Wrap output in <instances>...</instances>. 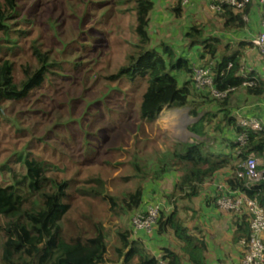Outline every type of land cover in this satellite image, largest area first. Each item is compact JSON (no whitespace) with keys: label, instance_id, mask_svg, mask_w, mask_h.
Here are the masks:
<instances>
[{"label":"trees","instance_id":"trees-1","mask_svg":"<svg viewBox=\"0 0 264 264\" xmlns=\"http://www.w3.org/2000/svg\"><path fill=\"white\" fill-rule=\"evenodd\" d=\"M0 1L3 4V9L0 10V31L4 34L1 38L11 43L10 27L13 24L12 19L18 15L17 0ZM128 1L131 3L128 9L117 8L115 11L111 7L112 0H78L77 10L81 14L75 22L80 28L91 22L88 28L91 32L95 29L93 24H101V21L96 20L95 17L99 14L101 17L109 16V10L120 14L127 12L131 18L128 29L136 40L128 43L129 51L126 52L125 63L120 64L115 73L108 74L105 78L109 81L124 79L130 86L139 87L141 95L135 105L139 131L142 128L140 123H154L162 109L186 107L189 116L196 118V121L188 126L191 133L199 137L206 136L205 126L213 122L217 113H221L219 123L212 128L221 132L222 127L229 124L238 134L241 128L237 126L236 118L231 115L228 108L229 100L233 92L242 87L247 95L262 96L264 80L255 72L241 75L239 53H230V44L222 46L217 37L203 40V25L192 23L186 28L183 36L190 46L198 44L202 47L201 57H207L208 62L212 61L213 87L225 94L221 98H216L206 91L192 92L191 78L179 85L175 73L183 71L192 75L193 66L186 58L176 56L165 42L161 43L163 53L149 47V12L153 8V1ZM220 7L218 15L225 30L244 27L245 21L242 17L243 14L248 13L250 4L241 12L234 11L225 2H221ZM171 11L177 17L181 15L182 6L179 0ZM75 22L72 21V24ZM101 32L107 33L103 29ZM37 41L36 39L31 43V50L38 65L32 73L29 69L23 68L21 81H14L13 55L4 54L0 57V101L9 99L24 102L23 99L30 90L48 78L52 65L64 68L63 62H54L49 53L42 51ZM220 46L222 48L219 54ZM97 47L98 45L92 44L89 52L93 53ZM0 52H3L2 49ZM228 63H230L229 67H227ZM74 65L76 68L85 69L84 65L87 63L78 61ZM250 80L253 82L251 85L243 86V83ZM90 89V87L85 89L87 95ZM197 99L215 102L218 110H200L201 104ZM129 109L128 106L120 107L119 117L128 116ZM200 113L202 115H199ZM24 131L27 132L25 129ZM246 134L245 143L239 149L236 140L228 141V146L236 150L233 155L213 152L209 144L202 139H193L192 142L175 141L166 149L157 148L153 152L155 159L151 166L146 162V158L145 161L141 160L138 153H134L133 157L137 155V158L133 169L140 171L142 178L139 180L144 182L138 183L121 198H115L107 193L102 176L89 178L81 186L78 182L73 183L68 179L49 176L46 162L33 157L29 151L25 153L26 146H23L21 150L12 154L9 162L0 163V176L3 172L9 173L8 182L5 178L0 180V264H161V260L164 264L185 262L207 264L203 236L199 232H190L184 225L179 203L191 201L198 195L201 185L206 180L217 171L229 168L231 175L226 180L229 189L243 192L249 199L256 200L264 210V179L249 183L236 174L240 169L239 164L249 153L261 159L262 165L258 168H264V125L259 131L248 129ZM92 149L93 146L91 152ZM92 153L93 156L96 155L97 150ZM90 154L85 152L84 161L90 159ZM233 156L234 160L239 161L238 164L232 162ZM13 160L18 162L22 170L17 172L10 164ZM170 170H176L180 174L172 189L164 196L171 209L168 212L160 209L152 228H155V232L159 235L173 236L179 247L178 249L161 247L160 258H157L142 239L133 238V230L129 226H124L120 218L141 209L143 203L149 200L148 196L157 193V183ZM146 182L148 185L145 184ZM86 198L109 200V212L113 217L119 218L112 242L108 239L107 227L99 216H95ZM79 199L82 200V207L83 204L88 206L87 212L78 205ZM72 211L77 213V219L73 218ZM233 213L240 214L234 223V240L247 239L250 232L247 215Z\"/></svg>","mask_w":264,"mask_h":264},{"label":"rangeland","instance_id":"rangeland-1","mask_svg":"<svg viewBox=\"0 0 264 264\" xmlns=\"http://www.w3.org/2000/svg\"><path fill=\"white\" fill-rule=\"evenodd\" d=\"M77 1L17 0L18 15L12 19L10 27L11 43L1 38L4 34L0 31V49L3 51L0 57L4 54L13 55L15 65L12 74L15 82L23 79V68L32 73L38 65L31 50V43L36 39L42 51L49 53L54 62H63L65 65L63 69L52 65L48 78L31 89L24 102L9 99L0 101V163L8 161L13 153L26 146L25 153L29 151L33 157L46 162L49 176L78 182L80 186L89 178L102 176L107 193L121 198L138 183L144 182L139 180L142 178L140 171L133 169L137 158V155L133 157L134 153H138L141 160L146 158L151 166L155 159L153 152L157 148L163 150L172 142L195 139L188 130L193 120L186 107L164 108L154 123H140L142 128L139 131L138 114L135 112V105L141 95L139 87L130 86L124 79L109 81L105 78L125 63L129 44L136 40L128 29L131 18L127 12L120 14L109 10V16L101 17L99 14L95 17L101 24H93L95 29L90 32L88 28L91 22L81 28L75 22L81 14L77 10ZM186 4H181L182 13L179 17L170 13V20L166 22L157 21L156 14L164 18L167 12L156 5L149 15V47L163 53L161 43L165 42L176 46L177 55L185 52L186 46L182 45L185 41L182 35L184 28L187 23H193L191 20L200 17L199 9L184 8ZM2 5L0 1V10L3 9ZM130 5L128 0H112L111 3L115 11L117 8L128 9ZM211 20L201 23L207 28ZM72 21L75 23L72 24ZM173 25H179L178 33ZM101 29L107 33H102ZM92 44L98 47L90 53ZM78 61L86 62V68H76L74 63ZM207 62V59L201 61L202 64ZM183 73L185 78H191L190 74ZM175 75L178 78L181 76L178 72ZM89 87L91 89L87 95L85 89ZM191 89L192 92L195 90L192 82ZM122 106H128L131 112L120 118L119 108ZM217 119L214 118V121ZM208 125L210 131L212 124ZM209 136L207 133L203 138L207 144H211ZM91 146L92 152L97 150L94 156ZM85 152L91 153L88 161H84ZM257 163H260L258 159ZM10 164L17 172L22 170L18 162L13 160ZM3 178L8 182L9 173L3 172L0 180ZM145 184L148 185V182ZM167 190L166 184L158 182L157 193L153 194L158 198L149 195V200L143 203L141 209L149 203L157 204L163 210L162 199ZM86 201L91 204L95 216L102 219L108 229V239L112 242L119 218L109 212V200L86 198ZM77 203L82 207L81 199ZM87 207L83 204L82 210L87 212ZM133 215L131 212L121 217L120 222L132 229ZM72 216L77 219L76 212Z\"/></svg>","mask_w":264,"mask_h":264},{"label":"crops","instance_id":"crops-1","mask_svg":"<svg viewBox=\"0 0 264 264\" xmlns=\"http://www.w3.org/2000/svg\"><path fill=\"white\" fill-rule=\"evenodd\" d=\"M152 1L154 7L149 12V15L153 12L154 9H156V5H159L160 7L165 8L167 15L163 18L161 14H156L157 21L166 22L167 20H170V13L173 14L170 7L172 5L174 6L176 2H173V0ZM211 4L212 0H190L189 3L184 5L183 7H193V9H199L200 17L191 20L193 23L202 24L203 22H207L209 19H212L209 27L206 28L205 24H202L204 27L203 40L217 37L219 38L222 46H224L225 44H230V53L237 52L241 57V75H246V73L248 72H255L264 80V54H260L259 52H257L253 44L251 43V40L262 30L261 11L258 0H251L250 9L247 14L248 21L245 22L244 27L229 30H225L222 27V19L219 17L218 12L211 7ZM191 9L192 8H190V10ZM201 9L203 10V12H201ZM186 19H190V16ZM187 24L184 28L183 34L186 28L189 26ZM174 25L176 24L174 23ZM164 26L167 27L166 25ZM178 26L179 25L174 27V30L177 33L179 32ZM172 34H174L173 30ZM184 40L185 41L182 45L185 44L186 49L185 52L180 55H177L175 52L176 46H173L172 43L168 44L172 48L176 56H182L186 58V60L193 66L201 65V61L203 60L207 59L208 61L207 57H201L202 47L200 45L197 44L190 46L185 38ZM222 46L219 47V54ZM198 62L201 64H199ZM193 63L198 64L194 65ZM178 73L179 75H181L179 76V78L176 76L179 85L182 84L183 80L190 79L183 76V71H179ZM197 101L200 102L199 104H201L199 107L200 110H218V106L215 102H205L200 101V99H197ZM228 108L231 112V115L236 118V124L238 127V122L241 117L248 115L256 116L260 119L262 125H264V94L262 96L247 95L243 87L239 88L237 89V91L233 92L229 100ZM199 115L202 114L200 113ZM216 117L218 118L217 121L213 120V122L210 123L212 124V126L219 123L222 114L217 113ZM192 120L193 122H195L196 118L192 117ZM209 126L210 125L208 124L205 126V132L206 134L208 133V135H210L209 137L211 138V144H209L210 148L213 149V152L233 155L234 151L236 152V150L228 146V141H235L237 137L234 128L231 125L227 124L222 127V131L219 132L214 130L213 128H211V130L209 131ZM193 135L195 139L204 140L203 138H205V136L199 137L195 134ZM234 158V156L231 158L233 160L232 162L234 164H238L239 161L237 159L234 160ZM256 159L260 161V163H258V166H261L262 160L257 157ZM179 175L180 174L178 171L170 170L169 173L164 175L159 183L166 184V188L168 189L167 191H169L172 189ZM230 175L231 171L229 168H224L220 171H217L210 179L206 180L203 185H201L199 193L196 197L192 198L191 201H182L179 203L180 216L184 221V225L190 230V232H199L203 236L206 245L205 257L207 264H240L241 261L244 247L241 240H234V223L240 214L222 211L216 206L215 203V197L219 192V188H224L227 190L229 189L226 184V180L228 177H230ZM167 193L168 192H166V194ZM154 196L158 198V196L156 195H150V197L152 198H154ZM162 200V204H164L163 210L166 212L170 211L171 205H169L164 198ZM132 236L133 238L142 239L147 248L153 251L157 258H160L161 247H171L175 249H178L179 247L178 242L173 238V236H171L170 234L159 235L155 232V228H151L149 232H133ZM184 264L189 263L185 262Z\"/></svg>","mask_w":264,"mask_h":264},{"label":"built area","instance_id":"built-area-1","mask_svg":"<svg viewBox=\"0 0 264 264\" xmlns=\"http://www.w3.org/2000/svg\"><path fill=\"white\" fill-rule=\"evenodd\" d=\"M181 4H186L188 0H180ZM227 3L234 11L241 12L250 4L251 0H212L211 7L217 12L221 10L220 3ZM261 11L262 30L251 40L254 48L260 54H264V0H258ZM243 20L248 21L247 13L243 14ZM212 61L193 66L192 85L195 90H206L213 97L221 98L225 92H220L213 87V73L211 69ZM230 63L227 64V67ZM252 80L243 83L251 85ZM241 131L236 137L237 149L242 147L246 140L248 129L259 131L262 123L256 116H243L238 122ZM238 151V150H237ZM240 169L236 174L239 178H245L249 183L264 179V168H258L257 159L254 154L249 153L246 159L239 164ZM216 206L227 212L246 214L249 220L250 232L247 239L241 240L244 247L240 264H264V210L254 199H249L243 192L238 190L222 189L215 198ZM160 207L157 204H147L145 208L137 210L132 217L133 232H149L156 223ZM164 264V261H160Z\"/></svg>","mask_w":264,"mask_h":264},{"label":"clouds","instance_id":"clouds-1","mask_svg":"<svg viewBox=\"0 0 264 264\" xmlns=\"http://www.w3.org/2000/svg\"><path fill=\"white\" fill-rule=\"evenodd\" d=\"M179 2H180V0H179ZM180 4H181V2H180ZM219 12V11H218ZM248 14V13H247ZM246 22V21H245ZM192 82V81H191Z\"/></svg>","mask_w":264,"mask_h":264}]
</instances>
